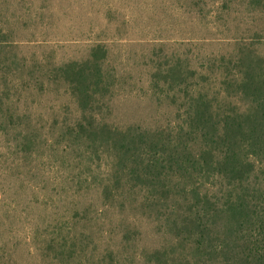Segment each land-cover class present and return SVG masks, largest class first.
<instances>
[{"label":"rangeland","instance_id":"obj_1","mask_svg":"<svg viewBox=\"0 0 264 264\" xmlns=\"http://www.w3.org/2000/svg\"><path fill=\"white\" fill-rule=\"evenodd\" d=\"M241 44L264 58V0H0V93L7 89L30 110L40 135L56 140L81 113L66 86L53 81L54 69L85 61L101 45L113 92L101 117L154 128L177 118V105L149 89L155 66L171 56L189 59L214 91L223 75L209 62L233 58ZM26 82L28 93L17 90ZM23 127L0 130V264H96L106 256L112 264H150L145 253L164 238L145 211L107 207L97 216L104 206L95 191L114 167L110 156L87 170L76 145L63 149L66 139L61 149L19 155ZM131 225L140 233L126 242Z\"/></svg>","mask_w":264,"mask_h":264},{"label":"trees","instance_id":"obj_2","mask_svg":"<svg viewBox=\"0 0 264 264\" xmlns=\"http://www.w3.org/2000/svg\"><path fill=\"white\" fill-rule=\"evenodd\" d=\"M171 57L154 67L149 89L159 102L177 105L176 122L118 127L101 117L113 92L100 45L85 61L53 72V81L77 102L76 123L63 124L56 140L42 137L30 110L12 102L6 89L0 93V130L24 126L15 138L16 154L31 158L61 149L63 139V149L78 147L87 170L96 158L110 156L114 167L102 173L104 183L95 191L104 206L97 216L107 207L121 214L145 211L164 238L145 253L148 263L264 264V58L246 44L233 58H212L209 65L223 75L213 91L202 66ZM31 87L26 82L17 90ZM92 174L93 180L102 176ZM133 232L140 233L137 226L126 227L123 240ZM108 258L96 264H112Z\"/></svg>","mask_w":264,"mask_h":264}]
</instances>
